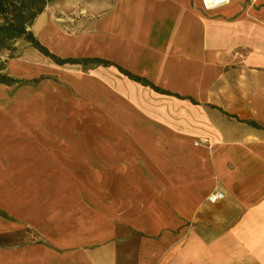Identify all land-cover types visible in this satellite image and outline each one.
I'll list each match as a JSON object with an SVG mask.
<instances>
[{
	"label": "crops",
	"instance_id": "obj_1",
	"mask_svg": "<svg viewBox=\"0 0 264 264\" xmlns=\"http://www.w3.org/2000/svg\"><path fill=\"white\" fill-rule=\"evenodd\" d=\"M30 29L81 61L2 72L0 264H264V0H55Z\"/></svg>",
	"mask_w": 264,
	"mask_h": 264
},
{
	"label": "trees",
	"instance_id": "obj_2",
	"mask_svg": "<svg viewBox=\"0 0 264 264\" xmlns=\"http://www.w3.org/2000/svg\"><path fill=\"white\" fill-rule=\"evenodd\" d=\"M55 0H0V52L13 50V43L18 39H23L30 43L34 48L38 49L44 55L50 57L57 64L78 63L81 60L76 58L62 59L58 55L52 53L30 29L36 18L45 10L48 4ZM86 61H90L87 59ZM5 65L0 63V82L6 84H15L25 82L23 79L10 77L2 71ZM130 78L144 81L139 76L133 75L129 71L122 69ZM41 78L31 81L37 82ZM147 83V82H146ZM156 90L167 93L160 88L154 86Z\"/></svg>",
	"mask_w": 264,
	"mask_h": 264
},
{
	"label": "rangeland",
	"instance_id": "obj_3",
	"mask_svg": "<svg viewBox=\"0 0 264 264\" xmlns=\"http://www.w3.org/2000/svg\"><path fill=\"white\" fill-rule=\"evenodd\" d=\"M45 18H46L45 15L42 16V18L39 19L38 24H40L42 22V20H44ZM36 31L38 32L39 31V28H37ZM13 48L14 49L13 50H10V51H7L6 50V51H3V52H0V63H3L5 65V68L7 67V61H8L9 58L18 57L25 50L29 49V43L27 41L23 40V39H18V40H16L13 43Z\"/></svg>",
	"mask_w": 264,
	"mask_h": 264
},
{
	"label": "built area",
	"instance_id": "obj_4",
	"mask_svg": "<svg viewBox=\"0 0 264 264\" xmlns=\"http://www.w3.org/2000/svg\"><path fill=\"white\" fill-rule=\"evenodd\" d=\"M230 0H203V6L205 9L210 10L213 8H216L217 6H220L224 3L229 2ZM224 193L221 191H214L212 194L209 196V200L211 202H216L220 199L224 198Z\"/></svg>",
	"mask_w": 264,
	"mask_h": 264
}]
</instances>
